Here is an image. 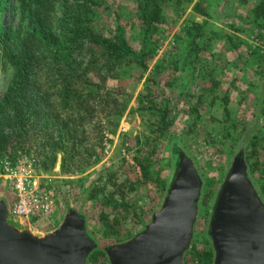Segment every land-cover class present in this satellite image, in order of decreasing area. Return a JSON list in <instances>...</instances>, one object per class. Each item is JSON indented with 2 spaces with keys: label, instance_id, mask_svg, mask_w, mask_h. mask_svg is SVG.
<instances>
[{
  "label": "rangeland",
  "instance_id": "rangeland-1",
  "mask_svg": "<svg viewBox=\"0 0 264 264\" xmlns=\"http://www.w3.org/2000/svg\"><path fill=\"white\" fill-rule=\"evenodd\" d=\"M261 1L171 0L151 39L154 55L148 69L138 83L120 84L133 96L115 134L108 133L112 125L104 121V111L97 112L71 153L70 175L62 172L60 155L44 158L38 146L44 137L8 145L0 159V200L7 207V222L41 237L73 210L95 243L88 256L102 264L98 252L106 255L108 247L132 238L160 209L177 171L178 151L192 159L201 179L188 249L194 240L200 248L206 240L211 245L209 221L236 157L244 160L264 203V16L254 12ZM196 2L205 14L195 10ZM61 10L57 5L56 17ZM95 11L99 29L119 25L129 43L140 46L135 0H106ZM26 26L16 0H8L0 10V33ZM11 76L1 49L0 100ZM164 98L171 125L160 134L155 113ZM89 151L101 157L92 167ZM138 159L149 165L151 182L142 181ZM184 257L183 264H204Z\"/></svg>",
  "mask_w": 264,
  "mask_h": 264
},
{
  "label": "trees",
  "instance_id": "trees-1",
  "mask_svg": "<svg viewBox=\"0 0 264 264\" xmlns=\"http://www.w3.org/2000/svg\"><path fill=\"white\" fill-rule=\"evenodd\" d=\"M135 1L143 33L138 48L129 43L119 25L112 31L97 27L95 8L106 0H16L27 26L18 32L0 33V50L12 69L0 100V159L13 141L44 137L38 145L44 158L55 160L60 155L62 172L70 175L71 153L82 144L80 136L84 137L85 126L94 121L97 112L104 111V121L112 125L108 133L115 134L133 96L120 84L138 83L148 69L154 55L151 39L157 26L164 23L171 0ZM7 2L0 0V10ZM57 5L62 6L59 17ZM195 10L205 14L198 2ZM254 12L264 16V2H259ZM164 100L155 113L160 134L171 125L169 100ZM88 155V167L100 161L95 151ZM138 165L142 181L151 182L149 165L139 159ZM196 243L194 240L184 256L212 264L209 241L201 248ZM96 258L105 264V253L98 252ZM94 260L90 255L87 262L95 264Z\"/></svg>",
  "mask_w": 264,
  "mask_h": 264
},
{
  "label": "water",
  "instance_id": "water-1",
  "mask_svg": "<svg viewBox=\"0 0 264 264\" xmlns=\"http://www.w3.org/2000/svg\"><path fill=\"white\" fill-rule=\"evenodd\" d=\"M177 171L158 211L132 238L107 248L109 264H183L201 179L192 159L178 151ZM212 264H264V203L236 157L221 185L209 221ZM95 243L83 219L68 211L52 232L38 237L7 222L0 200V264H86Z\"/></svg>",
  "mask_w": 264,
  "mask_h": 264
},
{
  "label": "built area",
  "instance_id": "built-area-1",
  "mask_svg": "<svg viewBox=\"0 0 264 264\" xmlns=\"http://www.w3.org/2000/svg\"><path fill=\"white\" fill-rule=\"evenodd\" d=\"M25 211V213L27 212V210H24Z\"/></svg>",
  "mask_w": 264,
  "mask_h": 264
}]
</instances>
